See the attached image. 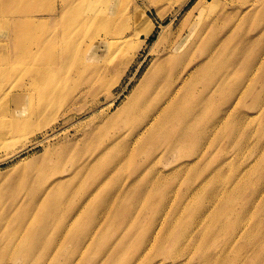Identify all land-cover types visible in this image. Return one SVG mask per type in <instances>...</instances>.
Instances as JSON below:
<instances>
[{
  "label": "rangeland",
  "instance_id": "obj_1",
  "mask_svg": "<svg viewBox=\"0 0 264 264\" xmlns=\"http://www.w3.org/2000/svg\"><path fill=\"white\" fill-rule=\"evenodd\" d=\"M86 1L77 6L79 16L71 14L67 19L70 34L66 35L63 20L52 9L74 0H0V231L5 235L0 264H264V145L256 147L264 142L262 42L249 48L248 53L257 58L241 76L232 71L238 41L231 42L223 97L209 98L215 107L204 110L196 135L178 143L179 153L172 155L170 140L191 127L183 118L152 133L161 138L159 145L156 138L135 142L125 124L130 114L125 108L160 54L158 45L150 49L173 18L171 2L124 0L108 6L116 20L109 26L87 23ZM196 1L184 7L173 29ZM257 1V15L248 23L242 22V15L236 20L262 41L264 0ZM142 13L156 30L129 62L123 57L126 47L113 49L101 39L124 37L118 31L128 25L125 38L133 43L146 25L139 18ZM52 18L60 46L49 42L55 31L49 25ZM86 30L90 33L84 39ZM110 30L114 33L107 34ZM242 30L235 29L234 34ZM63 38L76 47L66 64L60 61ZM51 64L56 65L52 70ZM16 95L21 96L18 102L13 101ZM227 95L236 102L230 114L239 109L248 113L242 103H250L254 96L260 105L239 124L232 115L223 118L220 113L227 109ZM234 130L250 135L239 136L224 155H216ZM110 153L117 154L113 165H107ZM92 162L94 171L82 169ZM138 165L147 166L139 176ZM135 178L129 197L150 184V196L142 203L132 205L128 199L121 205H101L111 189L122 186L126 191ZM154 181L159 185L151 187ZM261 186L255 197L256 187ZM43 190L49 205L38 200ZM70 194L68 206H80L82 212L60 217L49 229L48 236L56 231L63 234L61 241L49 240L36 259L26 256L28 247L37 243L35 232L46 223L50 206L59 202L52 210L58 213ZM76 235L84 238L81 244L73 239Z\"/></svg>",
  "mask_w": 264,
  "mask_h": 264
},
{
  "label": "bare ground",
  "instance_id": "obj_2",
  "mask_svg": "<svg viewBox=\"0 0 264 264\" xmlns=\"http://www.w3.org/2000/svg\"><path fill=\"white\" fill-rule=\"evenodd\" d=\"M123 1L124 0H96L95 4L94 0H87V23L99 22L109 26L114 24L116 20L109 15L107 10L108 6L114 7L115 5H120ZM126 1L129 2V0ZM160 1L171 2L172 7L170 8V14H173V18L166 26H163L161 31L158 32L156 39L151 45L150 51H152L156 45H158V48L161 47V50H158L157 48V51H160V54L153 60L152 65L144 72L139 86L131 96V103L125 108L130 113L127 115L128 118L125 124H128L130 127V134L132 136L134 135L132 140L135 142H147L156 138L155 135H152L156 129L162 127L166 128L169 123H174L183 118V122H189L191 127L187 131L182 132V135L170 140L169 145L172 149L171 154L175 155L176 153H179L178 150H175V146L178 143H182L186 137L188 138L196 135L194 134L196 132L195 129L200 123L204 110L210 107H215V102L212 99V102L210 103L209 98H212L216 94L220 96H222L221 94H224L225 79L228 75V73L227 75L225 74L227 56L233 51L232 46H230L231 42L238 41L236 49L234 50V52L237 53V58L233 61L236 68H233L234 70L232 71L241 76L242 72L247 73L244 69L247 70V68L249 69V67L254 66L257 58L256 55L248 53L249 48H253L255 44L257 45L260 42H262V45L264 46V29L261 34V38H263L262 41L259 39L255 40L256 38H254V35L249 34L251 33V30H246L243 25L239 26L236 20L242 15L243 19H245V21L242 22L248 23L253 16L257 15L259 12L255 7L258 2L257 0H197L186 12V18L176 29H173L175 26V20L191 0ZM80 4L81 0H74L71 5L62 4L59 10L56 8L52 9V14L54 16H59L63 20L62 26L65 29L64 33H66V35L70 34L69 29H66L69 25L67 19L70 18L71 14L72 16H79V11H77L79 7L77 6ZM196 10L197 15L194 14ZM261 11L264 12V5ZM139 18L140 20L144 19L146 25L141 29L139 34L136 33V35H138L133 43L131 40L127 39V37L125 38V33L130 29L128 25L120 28V32L118 31V35L124 37L118 39L114 38L111 41L108 38L101 39L102 43L104 41L108 47L113 49L120 48L122 51L126 47L127 52L123 54V57H126L129 62L133 60L139 50L147 46L150 37L156 30V25L149 17L142 13ZM160 18H163L162 13L160 14ZM136 21V23L140 25L141 21ZM49 25L55 30L49 39L50 44L53 46H60L59 33L57 29H55L56 20L52 18ZM235 29L244 30L240 31L238 34H234ZM89 33L90 31L86 30L83 38L86 39ZM113 33V30H110L107 34ZM15 34L17 33L15 32ZM66 39L62 41L63 53L60 58V61L65 64L70 61V53L72 54L76 50V47L69 46L66 43ZM51 65H53L51 66L52 70L56 65ZM114 66L117 67L116 64ZM238 66L239 68H237ZM140 67L141 64H139L137 70H139ZM112 68H109V70H112ZM113 69L115 70V68ZM242 77L243 79L248 78L244 77V75H242ZM200 86L202 87L199 88ZM214 87L216 90H213ZM210 94L211 97L209 96ZM27 95L28 100H30V93H27ZM19 98H21V96L16 95L14 96L13 101L18 102L20 101ZM225 99L227 102V109H225L226 112L221 111L220 113L223 114V118L226 115H232L235 122L239 124L242 123L243 119L250 115L249 110H253L260 105L257 96H254L250 103L246 101L242 103V105L248 110V113L239 109L236 114H230L228 112L231 107L236 105V102H230L229 95H227ZM249 135L250 134L246 132L234 130L228 137L226 145L223 148L221 147L216 155H224L228 147H230L235 141H238L237 138L239 136H241L242 139H245ZM160 142L161 138H156V145H159ZM261 144L264 145V142H257L256 147L259 148ZM108 152V150L103 151L101 155L107 154ZM110 155L112 158L107 162V165H113L117 161V154L113 155L110 153ZM95 168L96 165H94L93 162L86 163L82 167V169H86L89 173L94 171ZM146 168L147 166L143 169V167L138 165L135 168V173L139 176ZM218 173L219 172L215 173V177ZM211 174L213 175L212 171ZM98 178L99 175L93 180H98ZM135 181L136 178L133 179L131 186L128 189L126 188V191L122 186L111 189L107 193L106 198L102 199L101 205L105 204V208L111 204L121 205L128 199L131 201L132 205L142 203L146 197L150 196V184L146 182L137 196L133 195L129 197ZM100 184L101 183L97 186ZM158 185L159 182L154 181L152 182L151 187H156ZM50 186L51 184H49L47 189H49ZM55 186H60V182L55 183ZM262 187L263 186L256 187L254 192L255 197L257 193L261 192ZM120 192H123V194L119 196L118 194ZM72 197L73 194L66 197L63 207L58 213H55L52 210H54V206L58 205L59 202H55V205L50 206V213L47 215L46 223L39 231L35 232L37 243L32 247H28L26 256H32L31 259H36L44 252L45 243H48L49 240L55 238L58 241H61L63 234L56 231L54 234L48 236V231L53 225L58 223L60 217L66 219L71 215L77 214L79 211L82 212V207L80 206L76 209L68 206L72 203ZM210 199L211 201H214L215 196H210ZM38 200H40L42 204L47 202V205L50 204L46 190L41 192ZM261 209L262 212H264V207H261ZM125 214L122 213L121 216L123 217ZM4 215L5 212L2 213V216ZM117 215L118 212L114 213L112 216L116 217ZM122 221L124 222V219ZM20 224L21 222L18 221L17 225L19 226ZM73 239H75V242L78 244H81L84 240L81 235H76ZM1 241H5V235L2 231H0V242ZM123 248L124 246H121L120 250H123ZM0 250H3V245H1V243Z\"/></svg>",
  "mask_w": 264,
  "mask_h": 264
}]
</instances>
